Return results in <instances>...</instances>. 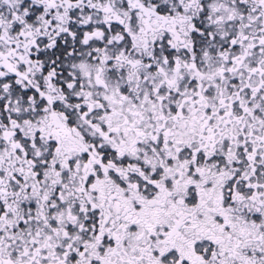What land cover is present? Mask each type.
<instances>
[{"label": "snow or ice", "instance_id": "obj_1", "mask_svg": "<svg viewBox=\"0 0 264 264\" xmlns=\"http://www.w3.org/2000/svg\"><path fill=\"white\" fill-rule=\"evenodd\" d=\"M0 264H264V0H0Z\"/></svg>", "mask_w": 264, "mask_h": 264}]
</instances>
